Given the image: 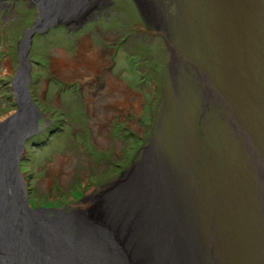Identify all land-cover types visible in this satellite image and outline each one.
Segmentation results:
<instances>
[{"label": "rangeland", "instance_id": "rangeland-1", "mask_svg": "<svg viewBox=\"0 0 264 264\" xmlns=\"http://www.w3.org/2000/svg\"><path fill=\"white\" fill-rule=\"evenodd\" d=\"M39 14L0 0V123L17 111V43ZM28 45L37 117L18 169L31 208L94 209L149 158L200 264H264V0H89ZM57 51L85 66L58 71Z\"/></svg>", "mask_w": 264, "mask_h": 264}, {"label": "bare ground", "instance_id": "bare-ground-1", "mask_svg": "<svg viewBox=\"0 0 264 264\" xmlns=\"http://www.w3.org/2000/svg\"><path fill=\"white\" fill-rule=\"evenodd\" d=\"M33 1L43 14L38 23H49L73 18L89 0ZM21 123L14 124L1 138L0 178L10 169L16 127L20 129ZM155 167L145 158L128 181L104 193L102 204L89 208L90 199L83 208L74 206L77 221L73 218L64 225L75 230L65 235L68 242L61 239L52 255L63 259L76 255L84 264H200L201 252L186 211Z\"/></svg>", "mask_w": 264, "mask_h": 264}, {"label": "water", "instance_id": "water-1", "mask_svg": "<svg viewBox=\"0 0 264 264\" xmlns=\"http://www.w3.org/2000/svg\"><path fill=\"white\" fill-rule=\"evenodd\" d=\"M38 7L40 13L39 4ZM39 15L41 20L43 14ZM39 19L34 20L32 28L25 31L23 38L17 43L18 60L14 79L11 82L13 97L17 100V111L13 115L14 117H9L0 123L1 144V138L6 137L10 124L16 125L17 122L22 121L21 128L16 127V144L14 148L12 147L13 154L9 158L10 169L7 174L0 178V263L84 264L76 255L64 259L56 254L52 255L55 251L53 249L57 250V246L63 238L65 242H68L65 235L74 232L75 229H66V225H64V222L73 220L74 211L60 212L56 208L53 210L52 216H48L45 213L49 210L44 207L31 208L27 204L22 176L18 169L21 153L25 151L23 142L35 128V118L37 117V109L29 98L27 88L30 66L25 55L28 51L29 40L35 31H43L51 23L63 22L54 20L49 23H38ZM17 81L18 84H15ZM54 239H56L57 244H54Z\"/></svg>", "mask_w": 264, "mask_h": 264}, {"label": "flooded vegetation", "instance_id": "flooded-vegetation-1", "mask_svg": "<svg viewBox=\"0 0 264 264\" xmlns=\"http://www.w3.org/2000/svg\"><path fill=\"white\" fill-rule=\"evenodd\" d=\"M73 32H76V31H73ZM41 41H42V44H41V45H42L43 47H44V46L46 47V46H47V43H49L47 39H46V40L44 39V40H41ZM78 42H79V40H77L76 43H75L74 41H71V42H70V48H69V49H70V50H73V52L77 51L76 48H78V47L80 48V47H81V46H78V44H79ZM49 44H50V43H49ZM52 46L55 47L56 45L54 46V44H52ZM77 46H78V47H77ZM43 51H44V50H43ZM57 52H58V51H57ZM70 53H72V52H70ZM57 54H58V57H57L56 60L59 61V62H58L56 65H59V66H58V68H59L58 71H60L61 67H63L62 64H64V62H66V63L68 62V64H70L71 66H73L74 69H75L76 67H78V64H77V63H78L77 53H75V54L72 53V54H74V56L76 55V56H75V59H68V58H67L66 60H63V59L60 60L59 58H62V55L59 54V52H58ZM56 60L53 59L54 62H55ZM91 60H92V59L88 58L87 62L89 63V61H91ZM87 62H86L87 65H91V64H88ZM68 64H67V65H68ZM79 64H80V63H79ZM53 65H54V64H53ZM80 65H81L80 68L83 69V66H82V65H84V64H80ZM87 65H86V67H87ZM84 66H85V65H84ZM86 67H85V68H86ZM88 68H89V67H87L86 69H88ZM103 74H104V77H106V76H110V74H108V73H106V72L103 73ZM92 78L94 79L95 76L93 75Z\"/></svg>", "mask_w": 264, "mask_h": 264}, {"label": "crops", "instance_id": "crops-1", "mask_svg": "<svg viewBox=\"0 0 264 264\" xmlns=\"http://www.w3.org/2000/svg\"><path fill=\"white\" fill-rule=\"evenodd\" d=\"M79 63V62H78Z\"/></svg>", "mask_w": 264, "mask_h": 264}]
</instances>
